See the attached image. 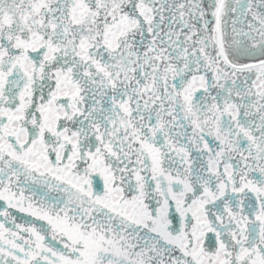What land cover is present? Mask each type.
Segmentation results:
<instances>
[{"label": "snow or ice", "instance_id": "snow-or-ice-1", "mask_svg": "<svg viewBox=\"0 0 264 264\" xmlns=\"http://www.w3.org/2000/svg\"><path fill=\"white\" fill-rule=\"evenodd\" d=\"M0 264H264V0H0Z\"/></svg>", "mask_w": 264, "mask_h": 264}]
</instances>
